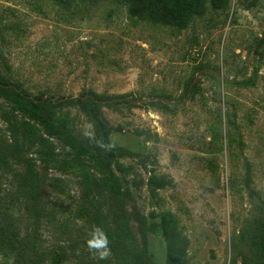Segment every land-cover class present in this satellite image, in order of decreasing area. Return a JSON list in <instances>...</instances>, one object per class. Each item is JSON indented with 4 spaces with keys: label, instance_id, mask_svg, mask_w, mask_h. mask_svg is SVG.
<instances>
[{
    "label": "rangeland",
    "instance_id": "374dc122",
    "mask_svg": "<svg viewBox=\"0 0 264 264\" xmlns=\"http://www.w3.org/2000/svg\"><path fill=\"white\" fill-rule=\"evenodd\" d=\"M227 1L178 28L142 20L129 0H0L2 79L48 98L44 110L93 151V123L59 100L103 97L127 208L154 227L144 239L133 223L146 264L165 263L166 213L190 241L187 264H242L240 237L264 212V0ZM11 111L0 98V145L12 143ZM51 140L48 167L25 151L36 200L26 163H0V264H118L83 212L73 153Z\"/></svg>",
    "mask_w": 264,
    "mask_h": 264
},
{
    "label": "trees",
    "instance_id": "16d2710c",
    "mask_svg": "<svg viewBox=\"0 0 264 264\" xmlns=\"http://www.w3.org/2000/svg\"><path fill=\"white\" fill-rule=\"evenodd\" d=\"M133 3L134 13L142 20L171 27L185 28L196 15H203L208 1L214 7L224 8L227 0H129ZM264 41V38L260 40ZM259 42V44H260ZM193 83V82H192ZM191 83V84H192ZM0 98L5 99L12 111L4 116L12 143L0 145V163L9 165L12 159L17 164L26 163L23 173L25 179L32 183L34 200L38 197V174L33 169L31 159L25 151L36 148L39 158L48 167L53 155V142L60 141L70 149L73 157L64 161L67 171L82 176L84 214L89 221L100 227L102 240L118 258V264H146L139 250L138 237L133 229L146 239L150 230L147 216L140 211H129L128 201L131 192L124 176L116 174L113 162L116 148L112 145L108 128L99 114L97 104L103 97L83 93L76 97L59 100V103H71L84 110L94 125L99 138V148L93 151L86 142L71 134L65 126L56 121L44 110L43 104L48 98L29 97L21 92L17 85L8 83L0 77ZM108 205L104 212L94 202ZM165 238L166 259L164 264H187L185 258L190 241L181 231L176 218L166 213L160 226ZM245 243L242 252V264H264V212L255 217L240 237ZM231 264H236L233 260Z\"/></svg>",
    "mask_w": 264,
    "mask_h": 264
},
{
    "label": "water",
    "instance_id": "95a60500",
    "mask_svg": "<svg viewBox=\"0 0 264 264\" xmlns=\"http://www.w3.org/2000/svg\"><path fill=\"white\" fill-rule=\"evenodd\" d=\"M60 100L63 101V100H65V99H64V98H61Z\"/></svg>",
    "mask_w": 264,
    "mask_h": 264
},
{
    "label": "clouds",
    "instance_id": "9594fccd",
    "mask_svg": "<svg viewBox=\"0 0 264 264\" xmlns=\"http://www.w3.org/2000/svg\"><path fill=\"white\" fill-rule=\"evenodd\" d=\"M103 258V257H102Z\"/></svg>",
    "mask_w": 264,
    "mask_h": 264
}]
</instances>
